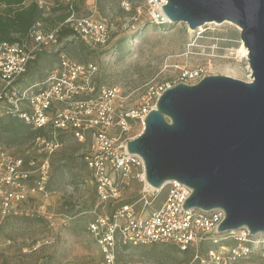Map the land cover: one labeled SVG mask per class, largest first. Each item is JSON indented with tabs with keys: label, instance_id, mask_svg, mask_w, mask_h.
<instances>
[{
	"label": "built area",
	"instance_id": "1",
	"mask_svg": "<svg viewBox=\"0 0 264 264\" xmlns=\"http://www.w3.org/2000/svg\"><path fill=\"white\" fill-rule=\"evenodd\" d=\"M35 1L49 11L47 0ZM64 1L69 14L61 23L45 28L37 22L21 40L0 43V115L17 117L45 133L29 142L21 155L0 146V225L15 219L39 220L51 233L42 240H26L21 253L44 247L52 250L58 229L75 219L74 209L64 214L59 211L61 203L49 202L59 194L49 189V183L52 156L62 146L64 136L86 147L82 158L96 196L87 230L98 247L100 264H137L123 263L120 258L129 249L156 243L171 244L180 253H188V264H264V233L252 235L245 227L219 233L224 211L184 209L182 205L192 190L176 180L165 182L159 189L147 187L143 159L127 151V142L136 136L129 138L127 132L133 123L143 128L159 97L177 83L149 87L139 106L127 103L117 87L97 86V65L71 59L63 43L80 42L92 51L102 50L109 45L111 27L92 14L78 15L75 0ZM165 4L166 0H120V9L128 15L126 28L135 29L134 24L142 17L148 20L146 25H170L162 11ZM63 27L72 35L59 41ZM44 54L55 55L56 64L29 82L32 66ZM180 75L189 85L203 78L199 67L182 69ZM133 180L142 184L141 210L134 203H119ZM65 189L68 194L74 192L72 184H66ZM162 191L160 207L144 214L151 197ZM11 244L10 239L2 242L0 254Z\"/></svg>",
	"mask_w": 264,
	"mask_h": 264
},
{
	"label": "water",
	"instance_id": "2",
	"mask_svg": "<svg viewBox=\"0 0 264 264\" xmlns=\"http://www.w3.org/2000/svg\"><path fill=\"white\" fill-rule=\"evenodd\" d=\"M162 11L191 30L234 23L250 81L211 75L167 89L127 151L143 159L150 187L176 180L192 190L184 209H222L219 233H264V0H166Z\"/></svg>",
	"mask_w": 264,
	"mask_h": 264
},
{
	"label": "rangeland",
	"instance_id": "3",
	"mask_svg": "<svg viewBox=\"0 0 264 264\" xmlns=\"http://www.w3.org/2000/svg\"><path fill=\"white\" fill-rule=\"evenodd\" d=\"M86 1L92 3L93 8L84 4ZM76 13L92 14L96 19L108 22L112 33L111 47L117 45V48L114 51L109 46L92 51L80 42H65L63 46L66 54L79 63L97 65L96 85L119 88L126 102L134 106H139L146 90L156 84L169 81L189 84L181 79L182 69L199 67L203 77L226 75L249 81L248 60L238 58L235 52L243 42L239 28L234 23H208L196 30H191L184 23L170 24L165 28L149 25L132 33L126 28L128 15L120 9V0H78ZM56 62L55 55L44 54L31 69L43 75ZM142 129L140 123H133L127 137L139 135ZM61 143L62 146L52 156V176L49 183V189L56 190L59 194L53 195L49 202L61 203L59 211L64 214L69 209H74L76 216L68 225L58 229V238L52 252L51 248H44L45 252L33 255L29 261L34 264L43 255L50 264H100L98 247L87 230L89 211L96 204V196L90 182V171L82 159L86 147L64 136H61ZM27 144L4 147L0 142V146L17 155L26 150ZM66 184L74 186L73 194L67 193ZM141 190L142 184L133 180L123 192L119 203H134L135 208L141 210ZM163 197L164 191L151 197L149 204L144 207V214L157 210ZM65 206L67 209L63 210ZM108 210L106 207L105 211ZM49 235L51 233L43 221L18 220L0 225V245L10 239L12 244L9 247L14 250L10 248L12 252L3 261L10 262L15 257L16 249L25 245V242L42 240ZM189 258L188 253H180L171 244L156 243L129 249L121 256L120 261L137 264H188Z\"/></svg>",
	"mask_w": 264,
	"mask_h": 264
},
{
	"label": "trees",
	"instance_id": "4",
	"mask_svg": "<svg viewBox=\"0 0 264 264\" xmlns=\"http://www.w3.org/2000/svg\"><path fill=\"white\" fill-rule=\"evenodd\" d=\"M63 2V0H51L53 6L48 12H45L35 0H0V43L21 40L37 22L52 24L54 20L62 21L69 14L68 5ZM47 13L49 15L45 16ZM56 13H59L56 15L57 17H50ZM146 23H148V20L142 17L134 24L135 29H129V31L133 33L137 30L145 29L149 25L157 28H165L168 26L160 27L154 24L146 25ZM71 35L72 31L69 28L63 27L59 32L58 40L62 41ZM127 41L129 42L130 39H127ZM109 44L108 47L110 46L115 51L117 45L111 47V42ZM37 77H39L38 71L31 70L29 72V82L34 81ZM43 134H45L43 130L33 129L17 117L0 115V142L4 147L26 144Z\"/></svg>",
	"mask_w": 264,
	"mask_h": 264
},
{
	"label": "crops",
	"instance_id": "5",
	"mask_svg": "<svg viewBox=\"0 0 264 264\" xmlns=\"http://www.w3.org/2000/svg\"><path fill=\"white\" fill-rule=\"evenodd\" d=\"M47 2H49V10H50V8L53 6V4L51 3V1L50 0H47ZM84 4H86V5H88L89 6V8H93V6L91 5L92 3H90V2H85ZM77 5H78V0H75V10H77ZM59 13H56V14H52V16H50V17H52V18H54V17H57L56 15H58ZM47 15H49L48 13L45 15V16H47ZM66 18V17H65ZM64 20V19H63ZM62 20V21H63ZM62 21H55L54 20V22L52 23V24H50V23H47V22H44V23H42L43 24V26L45 27V28H52V27H54V26H56L57 24H59V23H61ZM48 25V26H47ZM56 203V201H53V202H51V204L52 205H54ZM21 220H23V221H32V220H27V219H21ZM13 221H18V220H9V221H6L5 223H8V222H13ZM39 221V220H38ZM5 223H3V224H5ZM3 224H1V225H3ZM59 234V233H58ZM58 238V237H57ZM25 245H23V246H20V247H18L17 249H16V252L14 253L15 255V257L13 258V259H15V258H18V257H20L21 258V261L20 262H14V260L12 259L10 262H8L7 263V260L4 262L3 260H5V259H7V255H9L10 254V252H12V251H14L13 249H12V247H5V248H3L2 250H1V254H0V264H33V263H31L30 261H29V259L33 256V255H35V254H37V255H39L40 253H43V252H45V250H44V248H47V247H44V248H42V249H40L39 251H37V252H34V253H27L26 255H23L22 253H21V249H22V247H24ZM10 248H11V250L12 251H10ZM54 250V249H53ZM53 250H51L50 252H52ZM42 260H46L47 261V264H50L49 263V261L47 260V258H43V255H40V257L38 258V261L36 262V263H34V264H38V263H40Z\"/></svg>",
	"mask_w": 264,
	"mask_h": 264
},
{
	"label": "bare ground",
	"instance_id": "6",
	"mask_svg": "<svg viewBox=\"0 0 264 264\" xmlns=\"http://www.w3.org/2000/svg\"><path fill=\"white\" fill-rule=\"evenodd\" d=\"M226 23H228V22H226ZM235 52H236V55L238 56V58H245V60H246L248 57V50L244 46L243 43H241V46ZM249 80H250V76H249ZM147 187L152 188L148 184H147Z\"/></svg>",
	"mask_w": 264,
	"mask_h": 264
}]
</instances>
